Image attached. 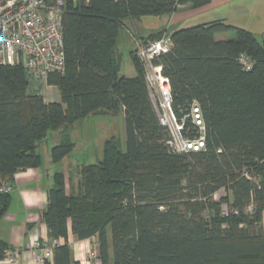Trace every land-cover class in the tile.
<instances>
[{"label":"trees","instance_id":"1","mask_svg":"<svg viewBox=\"0 0 264 264\" xmlns=\"http://www.w3.org/2000/svg\"><path fill=\"white\" fill-rule=\"evenodd\" d=\"M210 2L69 0L66 70L47 81L61 102H46L40 88H30L22 67L0 66V220L12 203L1 188L19 171L42 166L38 148L49 133L62 131L51 149L59 163L75 149L71 126L122 112L125 151L118 137L108 138L102 159L79 169L70 193L66 176L54 175L42 212L50 239L67 240L69 226L79 241L96 237L100 264H264V40L224 20L170 33L173 49L155 63L170 80L178 118L199 105L207 126L200 152L178 154L167 146L137 56L135 75H120L118 46L127 22ZM228 32L235 38L217 36ZM220 189L232 196L228 214L213 201ZM7 247L0 240V259ZM53 258L79 264L67 243L54 248Z\"/></svg>","mask_w":264,"mask_h":264},{"label":"built area","instance_id":"2","mask_svg":"<svg viewBox=\"0 0 264 264\" xmlns=\"http://www.w3.org/2000/svg\"><path fill=\"white\" fill-rule=\"evenodd\" d=\"M68 1L0 0V66L22 67L33 90H38L50 75L65 73L63 15ZM138 42L136 55L145 68L159 124L168 132L167 146L178 154L200 152L206 147L207 126L199 105L194 103L186 116L178 118L172 107L170 80L163 74L162 65L155 63L173 49L171 34L166 32L152 42ZM241 62L246 70L251 68L248 58L242 57ZM1 191L11 193L12 186L4 185ZM56 244L54 240L51 248ZM34 248L40 251V261L50 250L38 241ZM6 256L13 253L8 251Z\"/></svg>","mask_w":264,"mask_h":264},{"label":"crops","instance_id":"3","mask_svg":"<svg viewBox=\"0 0 264 264\" xmlns=\"http://www.w3.org/2000/svg\"><path fill=\"white\" fill-rule=\"evenodd\" d=\"M218 20H224L231 25L246 29L255 36L258 33L264 37V0H211L208 5L199 9H194L190 5L180 7L176 13L160 17L158 20L143 18L141 21L127 22L125 28L131 25L135 30H138L137 25H139L143 34L146 31L153 34L158 32L174 33L178 30ZM149 35L144 38L140 36V39H146ZM133 50H135L134 46ZM133 57L135 55L132 56V59ZM111 116V114L89 116L71 126L70 136L71 133L78 130L85 138L84 141L82 139L83 144L73 141L75 143L74 151L84 148L86 152L94 153L96 157L102 158L103 145L108 139H104L102 136L104 119ZM55 134L54 137L59 142L60 131ZM87 136L88 138H86ZM51 149H46V157L42 158L43 164L40 168L19 171L11 183L5 184V186H12V203L5 216L0 220V240L8 246L3 259H0V264H54V248L65 243L71 247L75 262L99 264L97 260L91 262L88 259V254L91 253L93 246H97L96 239L79 241L73 235L70 226L67 240L61 238L51 248L53 240L49 237L42 212L48 204V191L53 187L54 175L62 167V162H53ZM70 158L71 154L68 156L69 165ZM78 166L79 164H76V167ZM37 241L42 247H50L46 258L42 261L37 258L40 251L34 248ZM8 251L13 253L12 257L6 256Z\"/></svg>","mask_w":264,"mask_h":264},{"label":"rangeland","instance_id":"4","mask_svg":"<svg viewBox=\"0 0 264 264\" xmlns=\"http://www.w3.org/2000/svg\"><path fill=\"white\" fill-rule=\"evenodd\" d=\"M153 20H158L159 18H151ZM138 30L134 29V26L131 25L127 28H123L120 39H119V46H118V53L121 60V70L120 75L126 76V77H133L135 75L134 66L132 64V56L136 55L137 53V44L140 41V36L143 38L146 37V35H149L152 32H145L144 34L141 32L140 26L137 25ZM150 35H154L153 33ZM218 37H228L230 39L235 38L234 32H228L225 34H219ZM257 39L259 42H263L264 37H262V34L256 33ZM137 39V40H136ZM136 40V41H135ZM144 40V39H143ZM141 40V41H143ZM144 42V41H143ZM133 43V45H132ZM133 46L135 50H133ZM48 81V80H47ZM47 81L43 82L40 85V93L41 96L45 99L46 102H61V94L59 90L55 88L49 87ZM104 127H103V134L104 139H107L112 136H116L121 140L122 149L125 151L126 149V129H125V120H124V114L121 112L116 115H112L109 118L104 119ZM62 131H60L61 134ZM57 132H51L49 133L47 141H44L40 144L38 148V152L42 156L43 159L46 157V149L49 150L58 145L59 142H57V138L54 137ZM88 138V136L86 137ZM71 139L73 141H78L81 144H83L82 139L84 141V136L81 134L78 130L71 133ZM100 139V138H99ZM99 153V152H98ZM103 157V155H102ZM102 158L97 156L94 153H88L84 150V148L77 149L76 151H73L71 153L70 158V165L68 164V157L65 158L62 161V167L59 170L60 173H63L67 178V185H68V192L70 193V186L73 185L75 188L77 187L79 181H80V175H79V169L84 165L89 164H96L98 163ZM76 164H79L78 167H76ZM232 196L231 193H229L225 189H220L216 192V194L213 197V201L220 204L221 212L228 214L231 209V202ZM251 209V208H250ZM209 210L202 211V216L207 215ZM262 226L264 228V219L262 222ZM96 241L97 238L95 237ZM88 259L91 262H95L98 259V246H93V249L91 253L88 254ZM80 264V263H79ZM100 264V261H99Z\"/></svg>","mask_w":264,"mask_h":264}]
</instances>
